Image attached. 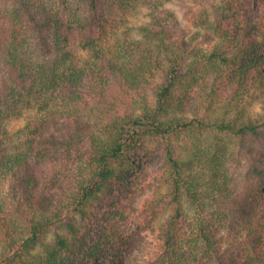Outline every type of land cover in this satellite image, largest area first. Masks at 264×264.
Here are the masks:
<instances>
[{
  "label": "trees",
  "instance_id": "1",
  "mask_svg": "<svg viewBox=\"0 0 264 264\" xmlns=\"http://www.w3.org/2000/svg\"><path fill=\"white\" fill-rule=\"evenodd\" d=\"M171 1L0 0V264H264V0Z\"/></svg>",
  "mask_w": 264,
  "mask_h": 264
},
{
  "label": "rangeland",
  "instance_id": "2",
  "mask_svg": "<svg viewBox=\"0 0 264 264\" xmlns=\"http://www.w3.org/2000/svg\"><path fill=\"white\" fill-rule=\"evenodd\" d=\"M166 7L173 11L175 16L177 17V20L180 24L181 29L188 35V36H196V45L200 46L202 37L201 34L203 31L200 30L198 25V19H197V13H198V8L193 5V3L190 0H172L169 2ZM257 7V2L254 1L252 9H255ZM144 11L141 12V14L132 20L133 25H139L140 23H143L146 21L144 17ZM197 34H199L197 36ZM203 48L206 46H202ZM24 124V120H20L17 122H13L10 127L9 131H15L22 127ZM151 178V176H150ZM170 213V212H167ZM165 219V216L161 217V222H163ZM99 220L100 218L97 217L95 221L91 224V229L94 234L97 233L99 229ZM136 229L129 225L123 228V233L125 235H132ZM158 229L156 228H147L144 231H142L138 236H136V239H140L141 246L143 247V253H146L148 249L154 246L156 242V236H157ZM138 250V249H137ZM140 250L137 251L139 257H142V253ZM136 253V252H135ZM103 264V263H99Z\"/></svg>",
  "mask_w": 264,
  "mask_h": 264
}]
</instances>
